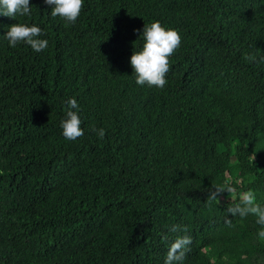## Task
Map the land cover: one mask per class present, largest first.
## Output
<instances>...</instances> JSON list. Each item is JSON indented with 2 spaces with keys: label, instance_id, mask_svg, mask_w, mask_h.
Returning <instances> with one entry per match:
<instances>
[{
  "label": "trees",
  "instance_id": "1",
  "mask_svg": "<svg viewBox=\"0 0 264 264\" xmlns=\"http://www.w3.org/2000/svg\"><path fill=\"white\" fill-rule=\"evenodd\" d=\"M30 5L0 15V264H165L177 235L182 264H264L256 217L227 213L248 190L264 205V0H84L67 26ZM152 21L181 37L163 88L130 64ZM17 22L47 48L11 47Z\"/></svg>",
  "mask_w": 264,
  "mask_h": 264
},
{
  "label": "clouds",
  "instance_id": "2",
  "mask_svg": "<svg viewBox=\"0 0 264 264\" xmlns=\"http://www.w3.org/2000/svg\"><path fill=\"white\" fill-rule=\"evenodd\" d=\"M51 8V16H59L64 20L65 25L74 24L80 15L84 0H44ZM0 15L16 19L18 16L31 15L30 0H0ZM139 31V30H136ZM44 33L42 29L35 25L25 23H14L8 26V31L4 36L8 39L11 47H16L23 42L29 45L35 52H40L47 48L48 41L41 39ZM144 43L140 51H135L130 57V64L136 77V83L140 86H156L163 88L167 83L165 79L166 73L169 71V57L179 48L181 37L179 32L173 28H165L159 21H152L145 24L140 33ZM251 59V57H248ZM66 111L64 118L60 121L62 134L67 140H76L84 135V131L80 127L81 119L76 111L78 109L77 100L70 98L66 101ZM100 138L105 135V130L95 129ZM225 190L228 193L233 191L229 185L227 187L213 186L208 191V201H218L219 195ZM227 213L232 217L240 216L241 218L253 215L256 217V224L261 226L258 237L264 239V205L256 202L255 193L251 190L244 192L240 196L239 203L227 208ZM225 223L231 225V219L226 218ZM171 232H187V228H181L174 225ZM163 240L168 243V250L165 257V264H182L186 253L190 251L192 238L189 235H177L175 239L170 240L168 236H164Z\"/></svg>",
  "mask_w": 264,
  "mask_h": 264
}]
</instances>
